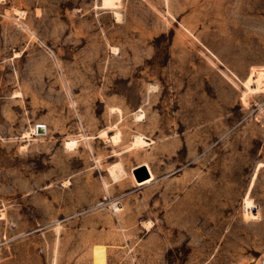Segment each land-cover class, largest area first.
Instances as JSON below:
<instances>
[{"label":"rangeland","instance_id":"rangeland-1","mask_svg":"<svg viewBox=\"0 0 264 264\" xmlns=\"http://www.w3.org/2000/svg\"><path fill=\"white\" fill-rule=\"evenodd\" d=\"M263 257L264 0H0V264Z\"/></svg>","mask_w":264,"mask_h":264},{"label":"water","instance_id":"water-1","mask_svg":"<svg viewBox=\"0 0 264 264\" xmlns=\"http://www.w3.org/2000/svg\"><path fill=\"white\" fill-rule=\"evenodd\" d=\"M134 176L136 180H142L149 176V171L145 164L138 165L133 169ZM250 262L244 263V264H250Z\"/></svg>","mask_w":264,"mask_h":264},{"label":"bare ground","instance_id":"bare-ground-1","mask_svg":"<svg viewBox=\"0 0 264 264\" xmlns=\"http://www.w3.org/2000/svg\"><path fill=\"white\" fill-rule=\"evenodd\" d=\"M117 13V12H116ZM41 130V129H40ZM116 138V137H115ZM114 138V139H115ZM74 143H76V141H74V140H70V141H68L66 144L67 145H71L72 146V144H74ZM74 145H76V144H74ZM73 147V146H72ZM150 175V174H149ZM149 177V176H148ZM148 177H146V178H148ZM146 178H144V179H146ZM144 179H142V180H144ZM142 180H138V181H142ZM264 258V257H263ZM259 261H257V263H258ZM260 262H262V261H260ZM250 264H254V263H250ZM261 264H264V263H261Z\"/></svg>","mask_w":264,"mask_h":264}]
</instances>
